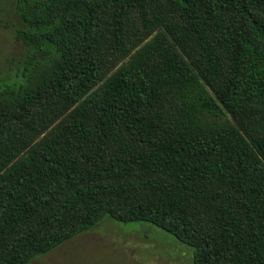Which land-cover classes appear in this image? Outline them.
I'll return each mask as SVG.
<instances>
[{"label": "trees", "instance_id": "1", "mask_svg": "<svg viewBox=\"0 0 264 264\" xmlns=\"http://www.w3.org/2000/svg\"><path fill=\"white\" fill-rule=\"evenodd\" d=\"M16 13L0 264L105 217L172 234L193 264H264V0H17Z\"/></svg>", "mask_w": 264, "mask_h": 264}, {"label": "rangeland", "instance_id": "2", "mask_svg": "<svg viewBox=\"0 0 264 264\" xmlns=\"http://www.w3.org/2000/svg\"><path fill=\"white\" fill-rule=\"evenodd\" d=\"M16 2L0 0V94L23 81L19 59L25 49L15 38ZM193 257V248L153 224H125L105 217L94 229L37 256L30 264H193Z\"/></svg>", "mask_w": 264, "mask_h": 264}]
</instances>
